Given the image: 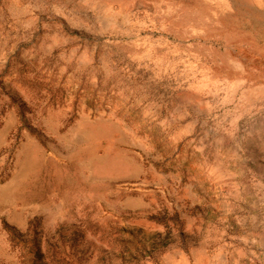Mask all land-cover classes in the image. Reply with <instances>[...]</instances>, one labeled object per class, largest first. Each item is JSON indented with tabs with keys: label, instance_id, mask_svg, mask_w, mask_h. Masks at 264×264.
<instances>
[{
	"label": "rangeland",
	"instance_id": "obj_1",
	"mask_svg": "<svg viewBox=\"0 0 264 264\" xmlns=\"http://www.w3.org/2000/svg\"><path fill=\"white\" fill-rule=\"evenodd\" d=\"M35 253L264 264V0H0V264Z\"/></svg>",
	"mask_w": 264,
	"mask_h": 264
},
{
	"label": "trees",
	"instance_id": "obj_2",
	"mask_svg": "<svg viewBox=\"0 0 264 264\" xmlns=\"http://www.w3.org/2000/svg\"><path fill=\"white\" fill-rule=\"evenodd\" d=\"M4 227H5V229H6L7 231H11V232H13V234H14V229H13L12 227H10V226H8V225H5ZM15 237H16V236H15ZM18 237H20V235H18ZM32 258H33V260L31 259L30 264H38V263H37V254H36V253H35V255H32Z\"/></svg>",
	"mask_w": 264,
	"mask_h": 264
},
{
	"label": "bare ground",
	"instance_id": "obj_3",
	"mask_svg": "<svg viewBox=\"0 0 264 264\" xmlns=\"http://www.w3.org/2000/svg\"><path fill=\"white\" fill-rule=\"evenodd\" d=\"M9 204V203H8Z\"/></svg>",
	"mask_w": 264,
	"mask_h": 264
}]
</instances>
